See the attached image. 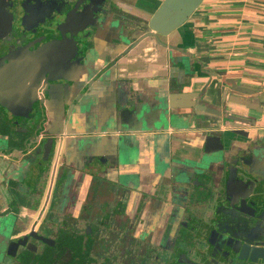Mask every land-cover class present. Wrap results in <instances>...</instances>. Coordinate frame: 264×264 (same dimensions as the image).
Returning a JSON list of instances; mask_svg holds the SVG:
<instances>
[{
  "label": "flooded vegetation",
  "instance_id": "af4514ba",
  "mask_svg": "<svg viewBox=\"0 0 264 264\" xmlns=\"http://www.w3.org/2000/svg\"><path fill=\"white\" fill-rule=\"evenodd\" d=\"M160 1L0 0V75L32 62L35 76L14 102L0 92V264H264V128L245 127L251 116L227 121L240 139L227 148L219 142L218 156L167 157L155 166L156 184L180 204L123 207L114 197L109 206L74 207L60 196L74 189V157L85 167L103 158L91 157L88 139V151L78 140L69 150L54 134L72 113L58 93L73 89L77 65L89 85L91 63L104 60L107 68L118 48L156 40L147 21Z\"/></svg>",
  "mask_w": 264,
  "mask_h": 264
},
{
  "label": "crops",
  "instance_id": "0c3cea01",
  "mask_svg": "<svg viewBox=\"0 0 264 264\" xmlns=\"http://www.w3.org/2000/svg\"><path fill=\"white\" fill-rule=\"evenodd\" d=\"M123 1L130 4L134 0ZM159 40L160 44L152 38L141 41L125 53L118 49L119 58L108 65L109 75L102 79L96 74L102 63L89 65L88 74L95 78L89 92L97 83L120 85L129 91L132 103L156 106L159 102L167 115L162 126L152 121L147 128L136 129L128 143V155L121 157L122 150L115 148V134L90 124L92 115L104 110L99 101L97 112L91 104L92 115H79L75 123H61L60 132L54 134L67 140L69 150L79 138L96 137L100 141L92 146L91 157L103 158L102 163L89 161V167L83 166L79 157L69 163L74 189L60 193L65 204L79 207L89 201L91 207H103L112 204L114 197L123 207H136L139 202L141 207L180 204L167 185L156 184L157 164L167 157L196 160L218 156L213 147L205 152L203 143L206 137L217 136L227 148L230 140L240 139L230 131L225 120L229 115L251 116V125L245 127L264 128V0H202L184 24ZM230 82L246 93L234 91ZM195 105L218 110L221 116L195 110ZM102 115L98 120L105 118ZM119 125L116 131L126 130L125 124ZM254 133L250 131L251 136ZM60 150L65 153L62 146ZM172 172V167L166 170ZM90 185L93 192L88 191ZM126 189L128 196L122 199L118 195Z\"/></svg>",
  "mask_w": 264,
  "mask_h": 264
},
{
  "label": "water",
  "instance_id": "95a60500",
  "mask_svg": "<svg viewBox=\"0 0 264 264\" xmlns=\"http://www.w3.org/2000/svg\"><path fill=\"white\" fill-rule=\"evenodd\" d=\"M201 2L202 0H161L155 7V9L151 12L150 17L147 21V28L149 31L147 35L155 38V41L159 42L158 37H164L184 24L190 17V15L197 9ZM118 49L111 56L113 58V61L111 62L113 63L116 62V59L119 58L118 56L121 54ZM122 53H125V51L123 50ZM104 64L105 62L103 60L102 68L99 67L96 73L99 76V79H102L101 77L103 76L107 77L109 75V67L107 66L106 68V65ZM81 67H83V65H77L76 69H74L76 72V77L73 80L71 79L69 81V83H71V87H73L70 93L66 94L63 91H60V93H58V103L61 106H69L72 110V113L70 111L64 115L65 118L62 117L61 123H75L77 116L79 115L88 117V114L91 110V104H93L97 112V103L99 101L104 110L102 112H97L94 115L97 118H94L92 113H90V115H92L91 120H93H90V124H93L95 128H98L100 131L103 130L107 134L114 133V136L116 138L114 143L115 148H120V150H122V153L119 154V157H121L122 155L124 156L125 154L128 155V152L130 151V146L128 143L134 131L136 129L147 128V124L151 123L152 121H156L158 125H161L163 123V120H165L166 118V110H164V107L159 102L156 104V106L132 103L129 91L127 89L124 90L120 85L113 84V86L111 85L110 87H108L106 85L97 83L96 85H94V88L92 89L93 91L89 92L90 84L84 85L80 79V75L83 70L80 69ZM32 69V62H21L12 64V66L8 67L7 70H4V72L0 75V92L3 93L1 97L3 99L7 98L10 102L13 100L14 102V99L20 98L21 94H26V91L29 89L30 85L35 82V76L33 77L34 73L32 74ZM48 78L49 77L47 76V79ZM230 84L233 86L232 89L234 91L239 93L242 92V89L234 87L232 82H230ZM94 91L95 93L93 95ZM242 93L245 94L246 90H243ZM90 96H94L98 98V100H94L92 102V99H94V97ZM22 98L25 97L23 96ZM1 104L4 107L7 106L3 102H1ZM194 109L209 115L217 117L221 116L220 111L200 105H195ZM102 114L105 116V118H103L102 120H98V115L101 116ZM232 118L233 115H229L225 120L226 122L231 121ZM121 123L126 125V130L116 131V128L119 127V124ZM232 126L233 125H230V127ZM86 139H88V142L94 146L92 140L90 141L88 137H84L78 139L80 148L87 141ZM210 147H213V149H218L219 138L217 136L206 137L203 143V150L205 152H208ZM259 256L264 259V255Z\"/></svg>",
  "mask_w": 264,
  "mask_h": 264
},
{
  "label": "rangeland",
  "instance_id": "374dc122",
  "mask_svg": "<svg viewBox=\"0 0 264 264\" xmlns=\"http://www.w3.org/2000/svg\"><path fill=\"white\" fill-rule=\"evenodd\" d=\"M92 121V120H91ZM5 145V144H4ZM0 147H6L3 146V142L0 140ZM84 150H87V147L85 148L84 146H82ZM88 151V150H87ZM121 184H123V182H121ZM130 184V183H129ZM132 185V184H131Z\"/></svg>",
  "mask_w": 264,
  "mask_h": 264
},
{
  "label": "bare ground",
  "instance_id": "6f19581e",
  "mask_svg": "<svg viewBox=\"0 0 264 264\" xmlns=\"http://www.w3.org/2000/svg\"><path fill=\"white\" fill-rule=\"evenodd\" d=\"M232 120L235 121V122H233V123L241 124V122L238 121V118H232ZM227 124H230V123H227Z\"/></svg>",
  "mask_w": 264,
  "mask_h": 264
}]
</instances>
